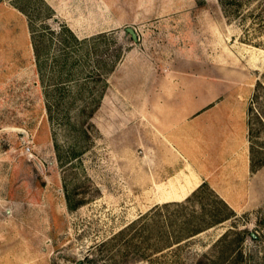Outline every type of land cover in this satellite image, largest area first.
Instances as JSON below:
<instances>
[{"label": "rangeland", "instance_id": "rangeland-1", "mask_svg": "<svg viewBox=\"0 0 264 264\" xmlns=\"http://www.w3.org/2000/svg\"><path fill=\"white\" fill-rule=\"evenodd\" d=\"M42 1L0 0V264H224L232 249L236 264H264V201L228 205L235 216L212 226L223 213L207 184L184 207L159 201L187 180L166 151L182 83L242 97L248 117L264 81V0L228 15L219 0ZM199 134L204 147L217 132ZM251 143L255 165L264 131ZM155 206L172 236L206 230L159 253L152 240L136 248L138 227L114 239ZM229 231L242 240L214 247Z\"/></svg>", "mask_w": 264, "mask_h": 264}, {"label": "crops", "instance_id": "crops-1", "mask_svg": "<svg viewBox=\"0 0 264 264\" xmlns=\"http://www.w3.org/2000/svg\"><path fill=\"white\" fill-rule=\"evenodd\" d=\"M170 85L173 87L174 84ZM172 87H166L162 97L174 99ZM181 89L177 97L181 105L178 121L166 124L170 133L166 139V151L175 161L169 167L176 168L178 176L184 175L187 180L170 193H163L159 201L182 200L205 183L234 211H240L246 202L249 205L263 202L264 166L256 172L251 170L246 100L230 96L207 100L206 83L194 86L193 95L188 91L189 86L183 83ZM191 104L204 107L198 108L192 117L185 113L188 111L186 106ZM207 105L210 107L202 113ZM192 129L197 130V134H190ZM201 130L217 132L215 140L204 147L198 145Z\"/></svg>", "mask_w": 264, "mask_h": 264}, {"label": "trees", "instance_id": "trees-1", "mask_svg": "<svg viewBox=\"0 0 264 264\" xmlns=\"http://www.w3.org/2000/svg\"><path fill=\"white\" fill-rule=\"evenodd\" d=\"M21 1H27L31 2L32 0H21ZM41 3L43 4L44 7L49 9L45 3L40 0ZM222 9L226 15H228V10L230 11H236L238 10L239 6L241 5L238 0H219ZM234 5V6H233ZM21 12L24 14H28L27 10L23 7L16 6ZM262 78H264V74H262ZM90 106L86 105L83 108L84 110H87ZM50 110V106L48 107ZM94 111L90 112V117H92V114ZM253 121L257 124V128L254 129L253 127ZM248 141L250 143V160H251V170L252 172H256L259 170L261 167L264 166V159L260 160L257 164H253V159L251 156L252 153V137L254 134V131L262 132L264 131V81L262 79H258L254 88L253 95L251 97V102L248 107ZM206 187V184L200 185L196 190H194L186 199L183 203H177V202H172V204H175L176 206H182L184 207L188 202H190L195 196H197L201 191ZM67 204L70 210H74L78 207V204H74V201L70 199V197H67ZM171 203L164 204V207H169ZM220 204L222 206L221 211L222 215L219 216L214 222H212V225L222 223L226 220L231 219L232 217L235 216L234 211L225 203L223 200L220 199ZM162 209L161 206H155L154 208L151 209L150 212L141 215L137 220L133 221L130 223L129 226H126L124 229L120 230L114 237V239L121 238L125 236L130 230H133L138 227L136 230V237L140 238V245L136 246V248L139 251H146V247L143 245H146L149 243V241H153V246L155 245V253L162 252L168 248H171L172 246L181 243L182 241L186 240L187 238L197 235L201 233L202 231L206 230V228H185L182 226V228L179 229L177 232L179 236H172L168 234L167 231V224L161 225L160 224V210ZM138 231V232H137ZM232 232H226L224 235H222L220 238H218L213 246L218 247L222 243H226V250L230 249V247L233 245V243L237 241H241L242 238L241 235L243 234L242 232H236L234 233L235 239L234 240H229L227 242V238ZM130 241V240H129ZM108 242H105L107 244ZM179 246V245H178ZM225 251V250H224ZM234 250L232 249L229 254L227 255L226 258H224L225 262L224 264H236L237 260L234 257ZM142 253V258H146L145 252ZM238 257H242V253H238ZM201 264V263H200ZM208 264H219L217 261H210Z\"/></svg>", "mask_w": 264, "mask_h": 264}, {"label": "water", "instance_id": "water-1", "mask_svg": "<svg viewBox=\"0 0 264 264\" xmlns=\"http://www.w3.org/2000/svg\"><path fill=\"white\" fill-rule=\"evenodd\" d=\"M127 31L132 34L133 38H135V35H134V33H133V31L131 29H127Z\"/></svg>", "mask_w": 264, "mask_h": 264}, {"label": "bare ground", "instance_id": "bare-ground-1", "mask_svg": "<svg viewBox=\"0 0 264 264\" xmlns=\"http://www.w3.org/2000/svg\"><path fill=\"white\" fill-rule=\"evenodd\" d=\"M195 185V184H194ZM190 187V186H189ZM186 191V190H185ZM170 193V192H169ZM173 196H175V195H173ZM177 197V196H176ZM160 201H162L161 199H160ZM165 202H166V200H165Z\"/></svg>", "mask_w": 264, "mask_h": 264}]
</instances>
